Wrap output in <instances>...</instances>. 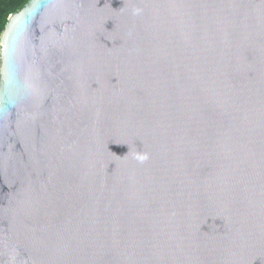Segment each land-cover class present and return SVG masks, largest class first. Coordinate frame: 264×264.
<instances>
[{
    "label": "water",
    "instance_id": "water-1",
    "mask_svg": "<svg viewBox=\"0 0 264 264\" xmlns=\"http://www.w3.org/2000/svg\"><path fill=\"white\" fill-rule=\"evenodd\" d=\"M0 264H264V0L12 14Z\"/></svg>",
    "mask_w": 264,
    "mask_h": 264
},
{
    "label": "trees",
    "instance_id": "trees-1",
    "mask_svg": "<svg viewBox=\"0 0 264 264\" xmlns=\"http://www.w3.org/2000/svg\"><path fill=\"white\" fill-rule=\"evenodd\" d=\"M29 0H0V36L4 31L8 18L22 10Z\"/></svg>",
    "mask_w": 264,
    "mask_h": 264
}]
</instances>
